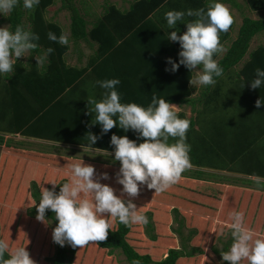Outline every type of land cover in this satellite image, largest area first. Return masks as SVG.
<instances>
[{
  "label": "trees",
  "instance_id": "16d2710c",
  "mask_svg": "<svg viewBox=\"0 0 264 264\" xmlns=\"http://www.w3.org/2000/svg\"><path fill=\"white\" fill-rule=\"evenodd\" d=\"M166 1L137 0L131 7V13H136V17L129 16L130 12L122 14L115 5H111L105 14L92 23V27L88 31V22L81 15L73 0H60V9L70 12L68 34L63 30V28L67 30V26L45 16L46 9L56 0H41L35 11L25 9L21 0L14 11L0 18V27L7 26L11 31H14L17 25H22L39 34L40 48L36 54L49 47L55 50L48 58L45 65L46 70L38 68L37 61L32 56L27 57L25 63L19 59L14 65V72L8 77L0 78L2 85L0 89V118L5 123L4 130L0 134V146H4L0 155V239H5L10 244V250L26 246L35 264L43 263L39 246L29 247L28 243L30 232L36 228L34 226L37 220V210L34 204H39L41 195L35 178L41 177V170L47 171L48 174L43 177L41 185L43 188L50 186L47 188L52 189L53 186L48 181L54 180V178L58 180L62 177V181L60 180L61 182L55 185V190L58 193L62 184L70 181L71 165L76 162L73 159L74 156L46 152L47 156L51 157L48 163H51L52 159L55 165L53 168L59 171L53 175L52 171L55 169L51 170V164L49 168L45 169L44 166L37 164L36 156L27 159L26 154L28 155L31 149L28 150L29 148L25 147L21 141L19 144L22 143V145H19L5 139L4 133L21 134L22 136L81 147H88L87 135L91 133L99 138L90 148L113 152L114 146L110 143L113 133L118 136L126 135L129 139L136 140L137 143L143 142L142 138H139L138 134L131 130L124 132L122 129L114 127L107 134H103L101 126L93 124L95 123V114L88 112L92 106L88 105L87 100L94 98L100 101L105 92L96 83L97 81L119 78L121 83L117 86V90L122 103L134 102L146 108L151 103L152 97L157 96L166 99L171 104L191 105L192 111L197 113L195 117L188 118L184 112H178L181 118L190 121L187 132V143L191 145L189 154L197 155V158L190 157L191 165L217 168L219 162L208 165L204 163L199 153L214 155L221 151L229 154V151L225 149L231 147V153L228 156L224 155L226 159H241L240 161H246L249 165L256 162L262 163L260 169H254L251 165V169H246L245 163H243L244 167L238 171L250 176L264 177V151L262 153L256 146L264 136V105L259 108L256 105L258 99L264 101V86L260 89H252L250 84V81L255 78V69L264 68V45L259 44L249 50L252 39L257 34L264 32V18L244 17L236 39L232 41L224 55L217 60L224 69L222 77L226 76L233 82L232 91L235 93L233 97H239L234 112V110L228 109L235 104L231 98L232 95L227 96L226 100H221L222 94H224L220 88V78L222 77L217 78L215 86H199L198 95L193 96L192 92L196 89L189 83V80L194 77V72L192 73L183 65L175 72L166 70V68L171 69L167 58L171 57L179 63L178 53L181 48L178 42L168 39L167 33L171 31H168L167 22L163 24V26L165 25L164 32V29L150 17ZM245 2L253 10H264V0H245ZM210 3H212L211 0H186L185 7L192 10L203 8L207 11ZM172 4L174 1L170 0L169 5ZM110 10L117 14L119 24L121 21H126L127 18L130 19L128 26L130 30L127 31L129 35L126 39L117 40L118 37L121 38L119 29L122 26L117 30H110L108 27ZM92 17L95 19L94 15ZM194 18L192 17L189 22L194 21L196 19ZM49 31L54 32L57 36L62 33L66 34L69 42L73 45L62 46L48 40ZM223 33L225 36L228 35V31ZM104 34L108 37L102 40L101 36ZM224 35L219 37L220 40L224 38ZM89 39L92 40L90 42L99 43L97 48L93 49V43H89ZM82 41L88 42L85 43L86 47H81ZM75 46L76 49H74ZM215 57L216 55L214 59ZM74 58H76L75 61H73ZM85 58L87 61L84 63ZM239 65L238 71L234 69ZM174 142V139H169V143ZM201 147L203 148L201 149ZM254 147L257 149H253ZM262 147L264 148V146ZM250 150L252 153L249 152ZM34 153L36 151L31 150L30 156ZM41 154L45 155L43 152ZM55 160L57 164H55ZM101 162L107 166H116L118 171L121 166L118 164L120 162L115 160L113 162L99 161L98 163ZM34 173V178L28 181ZM64 174L66 175L64 176ZM205 174L202 170L187 169L181 176L185 183L182 187L196 195L194 203L197 207L204 205V200L207 197L209 199L219 198L215 191V185L210 180L206 181L208 179ZM100 181L112 186L117 195L122 188L118 183L117 186H114L109 181ZM245 181L255 185L251 179H245ZM178 185H173L163 193H155V190H149L144 186L139 195L143 193H149L148 196L154 195L153 197L149 196L153 202L156 198L163 199L164 197L166 200L171 199L176 202L179 199L181 202L178 197L180 192ZM230 187L225 188L224 191L226 192ZM254 188L259 192L264 191L258 190V187L255 186ZM211 191L213 193H210ZM230 191L235 194L239 192L238 189L232 188ZM220 207L221 210L224 209V202ZM263 207L264 203L258 210H263ZM172 212L177 214L179 211L174 207ZM148 213L151 215V212ZM230 213L226 219L218 220V223H221L222 220H229L227 232H231ZM205 216H211L208 208ZM46 221L51 223L50 230L53 233L58 221L51 210L46 212ZM245 221L248 222V220ZM182 222V219L178 221L180 225ZM204 223L202 220L198 222L199 225H204ZM245 225L249 227L247 223ZM130 230L131 225L125 226L116 220L115 228L109 230L107 240L90 242L83 248L79 246L73 248L67 243L60 246L52 238L53 252L50 256H45L43 264H75L77 257L82 256L85 248L92 244L97 249H107L111 253L120 250L129 264H132L133 260H139L140 264H176L178 258L194 256L199 250L198 247L189 246L193 233L189 232L187 236H184L179 226L175 232L181 236L180 246L169 248L165 257L154 261L149 254L138 253L128 243L126 237ZM145 230L149 239L156 240V235L150 228V222L146 224ZM227 242L222 249H212L221 259V253L230 249L233 240L230 239ZM88 252L87 254L90 256L93 255L92 248L88 249ZM222 262L229 264L226 261Z\"/></svg>",
  "mask_w": 264,
  "mask_h": 264
},
{
  "label": "clouds",
  "instance_id": "9594fccd",
  "mask_svg": "<svg viewBox=\"0 0 264 264\" xmlns=\"http://www.w3.org/2000/svg\"><path fill=\"white\" fill-rule=\"evenodd\" d=\"M211 1L207 11L201 8L188 9L186 13L177 10L165 13L168 29H175L167 33L168 39L178 42L181 48L178 53L179 63L171 57L167 58L171 69L166 70L175 72L181 65L185 66L192 73H196L189 80L195 87L215 86L217 78L222 77L224 69L214 56L224 51L220 33L227 32L234 23L230 10L224 4L219 0ZM20 3L21 0H0V15L11 13ZM22 3L25 9L35 11L41 0H22ZM185 15L196 19L182 23L186 25L187 30L178 35V22H182ZM47 38L62 46L69 44L68 36L63 33L57 36L49 31ZM39 40V34L22 25H17L14 31L7 26L0 27V78L10 76L21 57L34 56L37 67L45 69L49 56L55 50L49 47L36 54L40 48ZM96 83L105 92L100 101L94 98L87 100L88 105L92 106L88 112L95 114L93 124H99L103 134H107L114 127L124 132L131 130L137 133L143 142L137 143L126 135L118 136L113 133L111 136L114 159L121 165L116 173V182L122 186L120 195H117L116 190L109 184L100 182L110 179L107 172L97 178L95 167L85 164L82 159L81 163L71 165V179L62 184L58 193L55 190L57 183L54 182H51L52 189L41 188L40 202L38 205L34 204L37 210L36 219L47 223L46 212L51 210L55 214L58 224L53 229L52 238L60 246L67 243L73 248H83L90 242L107 240L111 229L110 218L125 226L148 224V217L138 211L131 198L137 197L144 186L155 190V193L167 191L177 184L182 173L192 166L189 155L191 145L187 143L190 121L178 115L177 106L157 96L152 97L146 108L134 102L122 103L117 90L121 83L119 78ZM250 84L252 89L264 86V68L255 69V78ZM256 105L259 108L264 105V101L258 99ZM12 135L22 137L21 134ZM87 136L88 147L84 148L90 149L99 137L91 133ZM170 138L175 142L169 143ZM252 179L258 190H264V177L254 175ZM125 194L128 199H125ZM230 220L233 242L228 251L221 253L222 261L241 264L246 260L248 264H264V238L245 225L243 212L230 213ZM0 264L35 262L26 246L10 250V244L5 239H0ZM132 264H140V261L133 260Z\"/></svg>",
  "mask_w": 264,
  "mask_h": 264
},
{
  "label": "rangeland",
  "instance_id": "374dc122",
  "mask_svg": "<svg viewBox=\"0 0 264 264\" xmlns=\"http://www.w3.org/2000/svg\"><path fill=\"white\" fill-rule=\"evenodd\" d=\"M94 1L95 2L89 3V2H86V0H73L75 6L78 8L79 11L84 10L85 6H88L90 8L92 7L94 13H95L96 8H98L97 12H100L101 6H104L103 2H101V0H94ZM234 2L237 5L236 9H238V6L240 7L238 11L236 9L235 11L233 10L234 13L239 12L237 15H240L241 17H243L242 16L243 11L247 13L248 15L252 14L251 11L244 4H242L243 3L242 0H234ZM222 4L225 5V3H222ZM60 6H61L60 0H56V2L53 5L49 6L46 9L45 16L46 18H49L52 20H58L60 23H65V25H67V30L64 28L63 30L66 31V34H68L67 32L69 31L68 26L70 22V18H69L70 12L67 10L60 9ZM227 8L234 9L233 6L231 8L228 6ZM256 14L260 19L264 18V10H257ZM5 16L0 15V18L5 17ZM182 23H186V20H183L182 22H178L177 27L180 30L178 32V35L183 34L187 30L186 25ZM1 27H4V26L2 25ZM174 30L175 29H168V31H174ZM90 41L92 40L89 39V42ZM85 43H88V42L82 41L81 47H84ZM259 44L264 45V32L257 34L252 39L249 50L254 49ZM69 45L72 46L73 43L69 42ZM74 49H76V46L74 47ZM246 58L247 57L245 56V59ZM20 59L24 61V63L27 61V57H21ZM75 59L76 58H74L73 61H75ZM86 61H87V58L83 60L84 63ZM220 82H221L220 83L221 92L224 93L222 94L223 96L221 100H226L227 96L232 95L231 98L235 102V104L229 107L228 109H232V110H234V108L236 109L237 103L239 102V97L238 98L233 97L235 96V93H233L232 91L233 89L232 80L224 76L220 78ZM89 83H92V82H89ZM1 87L2 85L0 84V89ZM195 89L196 90H193L192 92L193 96L198 95L199 86H196ZM240 104H242V102H240ZM174 105L178 107V112L183 111L186 117L188 118L195 117L197 114L196 112L192 111V107L189 104L188 105L174 104ZM233 115H236V113H233ZM4 126H5V123L0 118V133H2V130H4L3 129ZM5 135H6L5 138L9 139L11 142L15 144H19L20 141L24 142L21 136H15L9 133ZM25 142H26L25 147L29 148L28 150L31 149V150L36 151V153L30 156V153H31V150H30V153L28 155L26 154V158L32 159V156L33 157L36 156L35 161L37 162V164L44 166L45 169L49 168L50 164H51V170L55 169L53 168L55 165L53 164L52 159H51V163H48L51 157L47 156L48 154H46V152L47 153L51 152L52 154H59V155H64V156H74L76 159L75 158L73 159L75 160L76 163H81L83 161L85 164L94 166L96 169L97 178L100 177V174L107 172L110 176V179L106 181H109L114 186L115 185L117 186V182H116V173L118 171L116 169L117 167L107 166L103 164L102 162L98 163L99 161L113 162L115 160L114 152H110V151L107 152V151H104L98 148L88 149V148H84V147L77 146V145L60 144V143L52 142V141L51 142L40 141L37 139L25 140ZM256 146L257 148H260L261 152L263 153L264 148L262 146H264V136L260 139V141H258V144ZM255 147L253 149H255ZM202 148L203 147H201V149ZM2 149L3 147H0V155L3 152ZM225 150L231 153V147H228ZM40 151L45 153V155L41 154ZM106 152L108 154H106ZM249 152H251V150ZM7 153L8 151L6 152V154ZM199 154H200V157H202V160H206L204 161V163L206 162L212 163L215 161L220 162L224 160L221 166L222 167L232 166L234 169H236L237 170L236 172L226 171V173H229V177L230 179H232V181H235L234 183H240V184L234 185L232 183L231 187L228 188L226 192L224 191L225 189L222 187H215V191H217L219 198L209 199V197H207L204 200V205L200 207H197V205L194 203L196 202L195 201L196 195L190 191H187L184 187H182L183 185H185L182 179H180V181L177 183L179 184L177 187L180 191L178 197L180 198L181 202H179V199L178 201L176 200V202L171 199L166 200L165 197L163 199L156 198L155 201L153 202L149 198L153 197L154 195H151V196L149 195L150 196L149 197L148 196L149 193H143L141 195H138L135 198H131L133 202L137 205L138 211L140 213L145 214L148 217L149 222H150V228L153 230V232L156 235V240H151L147 236V233L145 230L146 225H131V230L128 233L126 239L128 243L138 253L149 254L154 261L161 260L163 257H165L164 255L168 251L169 248L180 246L181 236H179L175 232V229H177L180 226V228L182 229V234L184 236H187L189 232L193 233L191 240L189 242V246L192 245L194 247H198L199 250L194 256L178 258L176 261V264H224L220 256L215 254L212 251V249L213 248L222 249L224 247V244L227 241H230V239H232L231 234H230L231 232H227V227H228L227 225L229 224V220H222L221 223H218V220L226 219L229 216L230 212L231 213L232 212H243L244 221L248 220V222L245 221V223L248 224L249 228L253 229L254 232L257 233L259 237L264 238V209L258 210L260 206L262 205V203H264V191L259 192L255 190L254 186L257 187L256 184L253 186L252 184H249L245 181V179H251L253 181L252 179L253 175L251 176L246 175L238 171V170H242V167H244L243 163H245L246 169H251L252 167L254 169H260L262 168V163L261 162L253 163V164H250L252 166L250 167V165L247 164L246 161L242 162L240 161V159L229 160V159H226L225 157L224 158L221 157L224 155L226 156L229 155L227 153H222L221 151H218V154H214V155H210V154L203 155V153H199ZM191 156L194 158L195 157L197 158V155L196 156L190 155V157ZM55 164H57L56 160H55ZM118 164L120 165V163ZM108 165H112V164H108ZM188 170H193L192 166ZM213 171H217L215 173L224 172V171L216 170V169H213ZM52 172L54 173L53 175H56L57 172L59 173L57 169H55ZM35 173L33 174V176L29 178L28 181H31L34 178ZM40 173H41V177L40 178L36 177L35 181L38 183L37 185H39L38 187L41 191V188H42L41 181L43 180V177H45L48 174V172L45 170H41ZM183 174H185V172H183ZM65 175L66 174H64V176ZM217 178H220V177L217 176ZM61 179L63 178L60 177L58 180L54 178V180L50 179L48 182L55 183V180H56V183H60L62 181ZM100 182L102 183V181ZM248 184L250 185L249 187H248ZM51 186H53L52 183H51ZM47 187L50 188V186H47ZM231 188L238 189L239 192L235 194L233 191H230ZM210 193H213V192L211 191ZM120 194L121 192H119L118 195ZM125 199H128L126 194H125ZM222 202H224L223 210H221V207H220ZM174 207H176L179 211L177 212V214L172 212ZM207 208L211 214L210 217L205 216ZM148 212H151V215ZM181 219L183 221L182 225L178 223V221ZM200 220L204 221L205 222L204 225L206 226L199 225L198 222ZM109 222L111 224V228H115L116 220L110 218ZM50 226H51V223L48 221L47 223H44V222H40L36 220L35 226H34L36 228L32 229V232H30L29 239H28L29 247L39 246L40 256L43 257V261L41 262L43 263H44L45 256L48 257L53 252L52 249H53L54 243L52 241V231L50 230ZM35 230H37L38 232H36ZM91 248L93 251L92 256L87 254L88 249H91ZM88 253H91V252H88ZM245 262L246 261H242L241 264H248L247 262L246 263ZM75 264H129V263L126 261L125 256L122 254L120 250H117L114 253H111L107 249H103V248L97 249L92 244L85 248L82 256H80L79 258L77 257Z\"/></svg>",
  "mask_w": 264,
  "mask_h": 264
},
{
  "label": "crops",
  "instance_id": "0c3cea01",
  "mask_svg": "<svg viewBox=\"0 0 264 264\" xmlns=\"http://www.w3.org/2000/svg\"><path fill=\"white\" fill-rule=\"evenodd\" d=\"M119 1V2H118ZM137 0H101V2H103V5L104 6H101L100 8V12H97V9H95V13L93 12V9L90 10V7L88 6H85V9L80 11L81 15L87 20V30L90 31V27H92V23L98 19L99 17H101L103 14L106 13V10H108L109 6L111 5H115L117 7V9L119 11H121L122 14H126L128 12L129 13V16H133V17H136L137 14L136 13H131V7L133 5L134 2H136ZM174 1V4L172 5H169V2L170 0H167L166 2H164L157 10H155L151 15V19L154 20V22L156 24H159L161 26V28L164 29L165 25L163 26V24H166V20H165V13L167 11H170V10H177V11H184L185 13L187 12L188 8H186L185 6L187 4H185V1L186 0H173ZM221 1L222 3H225V5L228 7H234V9H229L230 10V13L232 14L233 18H234V23L232 24V27L228 30V35L225 36L223 32L220 33V38L223 37L224 35V38L220 40L221 44L223 45L224 47V51L222 53H219L216 55L215 59L218 60L220 57H222L224 55V53L227 51L228 47L230 46V44L232 43L233 40L236 39L237 37V34H238V30H239V27L240 25L242 24V20L244 17H250V18H253V19H258L259 17L257 16L256 14V11L257 10H253L251 8H249V6L247 5V3L245 2V0H242V4H244L250 11H251V15H248L247 13H245L244 11L242 12V16L241 17L240 15H237L238 13H234L237 5L235 4L234 0H219ZM86 2H89V3H92V2H95L94 0L90 1V0H86ZM118 3V4H116ZM240 9V7L238 6V9H236L237 11ZM234 10V11H233ZM136 14V15H135ZM92 15L95 16V19L92 17ZM109 18H110V22L108 24V27L110 28V30L112 29H116L118 27H121L119 30V33L121 35V38L118 37L117 40L120 41V40H124L126 39V37H128L127 35L128 32L130 30V28H128L129 24H130V19L127 18L126 21H121V23L119 24L117 22V14L114 13L113 11H109ZM196 18V17H195ZM194 18V19H195ZM94 19V20H93ZM192 19V17H189L187 15H185L184 17V20H186V22H189L190 20ZM140 22V20H139ZM65 25V23H63ZM67 26V25H65ZM90 28V29H89ZM123 30V31H122ZM111 33H113L114 31H110ZM164 32H165V29H164ZM107 35L104 34L101 36V39L102 40H105L107 39ZM89 43H93V49L97 48V46L99 45L98 42H89ZM132 43V42H130ZM86 47V46H84ZM87 51H89L88 49H86ZM85 57V56H84ZM241 64V63H240ZM242 65V64H241ZM240 68V65L235 67L234 69H236L238 71V69ZM194 76H195V73H194ZM174 105V104H173ZM178 105V104H177ZM179 112H183V111H179ZM23 139L24 142H22L24 145H25V140H34V139H37V140H40V141H46V142H50L49 140H45V139H38V138H35V137H28V136H22L21 137ZM21 143V145H22ZM0 147H3L4 146H0ZM3 151V149H2ZM106 151V150H104ZM109 152V151H107ZM110 152H113V151H110ZM230 154V153H229ZM250 157V156H249ZM224 158V156H223ZM228 159V158H227ZM248 159V158H247ZM241 160V159H240ZM203 161H206V160H203ZM215 162H219V161H215ZM215 162H212V163H209V162H206L208 165H213V163ZM224 160L220 161L217 168L215 167H210V166H196V165H192V169L194 170H202L204 171L206 174V181H209L212 182L215 187H222V188H227L229 186L232 185V183L235 185L237 184H240V183H234L235 181H232V179H230L229 177V173H226V171H233V172H236L237 170L234 169L232 166H224L222 167L221 165L223 164ZM213 169H216V170H221V171H224V172H220V173H215L217 171H213ZM231 173V172H230ZM239 173V172H238ZM217 176H219L220 178H217ZM1 210V208H0Z\"/></svg>",
  "mask_w": 264,
  "mask_h": 264
}]
</instances>
